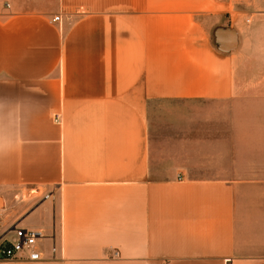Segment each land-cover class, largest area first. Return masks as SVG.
Instances as JSON below:
<instances>
[{
	"label": "crops",
	"instance_id": "crops-1",
	"mask_svg": "<svg viewBox=\"0 0 264 264\" xmlns=\"http://www.w3.org/2000/svg\"><path fill=\"white\" fill-rule=\"evenodd\" d=\"M26 1L0 0V239L41 260L0 264H264L257 1Z\"/></svg>",
	"mask_w": 264,
	"mask_h": 264
},
{
	"label": "rangeland",
	"instance_id": "rangeland-1",
	"mask_svg": "<svg viewBox=\"0 0 264 264\" xmlns=\"http://www.w3.org/2000/svg\"><path fill=\"white\" fill-rule=\"evenodd\" d=\"M26 1V0H22ZM42 1V0H41ZM55 0H45V3L40 4L38 0L26 1V4H22L26 9L38 10L42 6H49L50 2ZM250 0H241L242 11L247 10L250 7L248 3ZM254 1V0H251ZM257 1L255 5H251L257 11H264V0H255ZM9 7V5H7ZM259 17V20L256 22L258 24V29H255V26H252L253 34L248 36L242 49L246 51V55H250V59L244 63L250 62V65L253 66L250 69L247 68L246 71L249 72H258V74L264 75V15H256ZM246 17V16H245ZM246 19V18H245ZM257 32V33H256ZM258 63V64H257ZM241 108V121L242 124H247L249 127H253L248 133H251L255 138L264 139V131L256 132L257 129H264V101L261 100H252V99H242L240 102Z\"/></svg>",
	"mask_w": 264,
	"mask_h": 264
},
{
	"label": "built area",
	"instance_id": "built-area-1",
	"mask_svg": "<svg viewBox=\"0 0 264 264\" xmlns=\"http://www.w3.org/2000/svg\"><path fill=\"white\" fill-rule=\"evenodd\" d=\"M60 21V17L53 19V22ZM56 122H61L59 117L56 118ZM13 232L15 234L13 240L6 238L0 239V259L11 262L40 261L41 256L37 248V242L43 237L42 233L22 228H14Z\"/></svg>",
	"mask_w": 264,
	"mask_h": 264
}]
</instances>
